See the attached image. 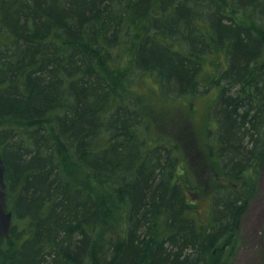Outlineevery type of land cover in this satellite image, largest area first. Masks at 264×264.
<instances>
[{"label": "trees", "instance_id": "16d2710c", "mask_svg": "<svg viewBox=\"0 0 264 264\" xmlns=\"http://www.w3.org/2000/svg\"><path fill=\"white\" fill-rule=\"evenodd\" d=\"M143 77L216 89L205 219L128 93ZM0 157V264H231L264 170V0H0Z\"/></svg>", "mask_w": 264, "mask_h": 264}, {"label": "rangeland", "instance_id": "374dc122", "mask_svg": "<svg viewBox=\"0 0 264 264\" xmlns=\"http://www.w3.org/2000/svg\"><path fill=\"white\" fill-rule=\"evenodd\" d=\"M200 81L203 82V78ZM206 89L200 88L202 93ZM128 93L136 98V105L144 118L150 121V137L154 143L176 145L184 163L190 167L194 187L188 197L195 201L199 216L205 219L215 176L206 165L203 140L205 128L214 127L209 118V108L216 89L196 96L165 100L160 96L155 81L143 77L134 81ZM239 235L240 246L231 264H264V170L259 176L256 195L241 218Z\"/></svg>", "mask_w": 264, "mask_h": 264}, {"label": "water", "instance_id": "95a60500", "mask_svg": "<svg viewBox=\"0 0 264 264\" xmlns=\"http://www.w3.org/2000/svg\"><path fill=\"white\" fill-rule=\"evenodd\" d=\"M3 174L4 166L0 157V238L8 239L12 215L6 209V189Z\"/></svg>", "mask_w": 264, "mask_h": 264}, {"label": "bare ground", "instance_id": "6f19581e", "mask_svg": "<svg viewBox=\"0 0 264 264\" xmlns=\"http://www.w3.org/2000/svg\"><path fill=\"white\" fill-rule=\"evenodd\" d=\"M241 222V221H240Z\"/></svg>", "mask_w": 264, "mask_h": 264}]
</instances>
